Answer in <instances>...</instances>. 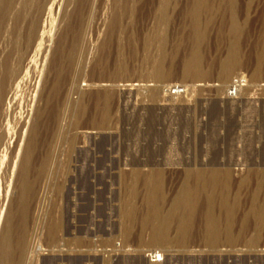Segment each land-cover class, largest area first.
I'll return each instance as SVG.
<instances>
[{"label": "rangeland", "instance_id": "rangeland-1", "mask_svg": "<svg viewBox=\"0 0 264 264\" xmlns=\"http://www.w3.org/2000/svg\"><path fill=\"white\" fill-rule=\"evenodd\" d=\"M0 224V264H264V0H0Z\"/></svg>", "mask_w": 264, "mask_h": 264}, {"label": "built area", "instance_id": "built-area-1", "mask_svg": "<svg viewBox=\"0 0 264 264\" xmlns=\"http://www.w3.org/2000/svg\"><path fill=\"white\" fill-rule=\"evenodd\" d=\"M243 86H244V82L242 80L236 81L234 83L233 87L230 89L229 96L230 97H236L239 90L242 89ZM156 255H152V256H156ZM162 260H163V258L161 260H159V262L157 264H161L163 262Z\"/></svg>", "mask_w": 264, "mask_h": 264}, {"label": "bare ground", "instance_id": "bare-ground-1", "mask_svg": "<svg viewBox=\"0 0 264 264\" xmlns=\"http://www.w3.org/2000/svg\"><path fill=\"white\" fill-rule=\"evenodd\" d=\"M240 80H242V79H240ZM134 88L135 87H137V85H132ZM132 87V88H133ZM244 88V87H243ZM137 90V89H136ZM230 91V90H229ZM241 91V89L239 90V92ZM180 93V94H179ZM172 94H175V95H181V91L178 89V88H176V90H173L172 91ZM171 96V95H170ZM1 221H2V219H1ZM0 227H1V224H0ZM3 252V251H2ZM163 258V256L162 255H159V254H157L156 256H148V259H149V261L152 263V264H157L158 262H159V260H161ZM164 259V258H163Z\"/></svg>", "mask_w": 264, "mask_h": 264}]
</instances>
